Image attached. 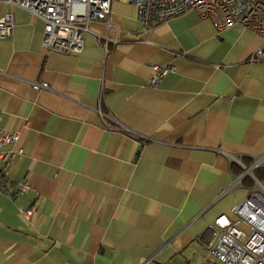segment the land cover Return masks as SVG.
<instances>
[{"label": "crops", "instance_id": "1", "mask_svg": "<svg viewBox=\"0 0 264 264\" xmlns=\"http://www.w3.org/2000/svg\"><path fill=\"white\" fill-rule=\"evenodd\" d=\"M8 11L0 128L19 138L2 149L22 148L8 178L29 188L0 191V264H200L201 234L264 154V62L248 60L260 36L195 10L142 28L116 0L112 25L91 22L65 54L42 47L41 20L0 2ZM151 64L175 69L150 86Z\"/></svg>", "mask_w": 264, "mask_h": 264}, {"label": "built area", "instance_id": "2", "mask_svg": "<svg viewBox=\"0 0 264 264\" xmlns=\"http://www.w3.org/2000/svg\"><path fill=\"white\" fill-rule=\"evenodd\" d=\"M113 1L116 0H0L23 8L41 20L42 47L65 54H77L83 49L84 34L92 32L91 22L102 21L107 28L112 25L109 13ZM125 1L134 6L135 19L142 28L151 29L157 22L181 15L187 10H195L201 18L210 19L217 30L232 26L248 30L261 38L260 45L248 60L264 62V0ZM13 25L11 11L0 17V39L10 36ZM95 36L107 50L106 37ZM112 42H116V39ZM150 69L147 84L156 86L175 67L151 64ZM31 85L34 89L47 87L44 81H33ZM98 112L103 120L107 117L100 110ZM105 124L115 129L108 122ZM117 130L129 134L126 127ZM18 138L17 131L0 128V161L3 163L0 170V191L10 196L23 193L29 188L26 180L12 182L8 178L7 166L19 159L23 150L21 147L7 150L2 147L16 143ZM257 167L263 168L261 179L253 173ZM246 175L252 180L246 186V196L231 208V215L219 214L201 234L205 252L200 264H264V154L253 159L251 165L237 175L229 188L236 182L241 183ZM24 213L29 215L31 210H25Z\"/></svg>", "mask_w": 264, "mask_h": 264}, {"label": "trees", "instance_id": "3", "mask_svg": "<svg viewBox=\"0 0 264 264\" xmlns=\"http://www.w3.org/2000/svg\"><path fill=\"white\" fill-rule=\"evenodd\" d=\"M253 173L255 174V176H256L257 178L261 179V178H262V175H263V169L257 167V168H255V169L253 170ZM243 180H244L245 182H248L249 184L252 183V180H251V178H250L249 176H245V177L243 178Z\"/></svg>", "mask_w": 264, "mask_h": 264}]
</instances>
